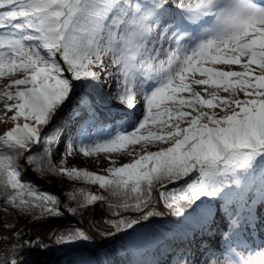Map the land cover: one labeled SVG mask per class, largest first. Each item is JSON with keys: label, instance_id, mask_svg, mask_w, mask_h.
I'll return each instance as SVG.
<instances>
[{"label": "snow or ice", "instance_id": "1", "mask_svg": "<svg viewBox=\"0 0 264 264\" xmlns=\"http://www.w3.org/2000/svg\"><path fill=\"white\" fill-rule=\"evenodd\" d=\"M77 88L76 134L49 135ZM9 120L5 211L62 215L56 196L24 181L33 167L98 186L69 199L107 206L105 239L142 238L162 204L182 226L183 250L148 264H264V0H0V122ZM75 153H103L112 166L106 175L65 167ZM81 243H94L82 229L55 235L59 247ZM34 247L19 239L0 264H27L20 257Z\"/></svg>", "mask_w": 264, "mask_h": 264}, {"label": "trees", "instance_id": "2", "mask_svg": "<svg viewBox=\"0 0 264 264\" xmlns=\"http://www.w3.org/2000/svg\"><path fill=\"white\" fill-rule=\"evenodd\" d=\"M79 94L75 98H79ZM73 100L74 98L72 101ZM61 120L62 118L60 115L48 129L49 135H51L54 130L60 128L57 122ZM75 134L76 128L72 130V135L68 137L74 136ZM42 150V146L36 149L37 152H42ZM60 162L61 156L57 160L53 159V163L57 166L60 165ZM116 166L119 165L116 164ZM77 168L94 172L92 169L85 166ZM22 175L27 184L35 186L41 193H49L56 196L59 201L58 207L61 208L62 213L67 214V218L64 219L63 215H61L58 217L34 219V215L39 214V209L29 214L19 213L11 208L5 211L4 209L6 206L2 199H0V223L3 225L11 224L15 227V231L20 233L19 238H11L7 242L0 244V260L10 258L13 245L18 244L19 239H23L31 240L36 245L30 252H26L23 257H20V259L26 258L27 264H75V262L79 261L81 258L88 259L97 255H99L100 258H104L105 254L107 255V259L112 261L113 264H148V262L153 261L149 250L141 244L140 238H137L136 235L130 238H115L108 245L110 238L105 239L104 236H102L106 242L103 244L99 243L97 240L98 236L83 228L81 229L93 237L94 243H81V247H78L79 245L77 246L78 250L76 254L71 256L66 255L64 247H59L55 244L56 234L64 232L65 230L79 229V227L72 224V222L79 223L85 227L87 225V213L89 214V212H87L88 209H92V216L95 223L106 224L105 221L111 217V213L104 204L101 205L102 207L95 205L92 206L93 208L88 207L85 209L79 206L78 200L69 199V193L79 188H84L86 191L92 193H99L98 186L84 184L78 181H70L68 179V183L65 185L56 184L52 186L51 183L54 182V178L60 175L48 172L41 173L36 171L33 167L27 166L23 167ZM42 179L45 181H42ZM103 194L107 195V193ZM156 211L163 212L164 215L154 217L150 222H145V226L142 229H138V232H142L149 237L153 242V248H157V246L165 248L168 255L181 251L182 248H178L177 246L181 243L182 226L176 222L175 218L168 214L166 208L157 205ZM10 233L13 237V232L11 231ZM133 247L136 249V252L133 251ZM79 248H83V250H79ZM123 249L127 251L125 252ZM68 257L71 259L69 260Z\"/></svg>", "mask_w": 264, "mask_h": 264}, {"label": "rangeland", "instance_id": "3", "mask_svg": "<svg viewBox=\"0 0 264 264\" xmlns=\"http://www.w3.org/2000/svg\"><path fill=\"white\" fill-rule=\"evenodd\" d=\"M233 69L234 70H240L239 66H233ZM78 90H80V89H78ZM78 90L76 89V93H77ZM105 90L108 91L110 89H108L106 87ZM77 95H78V93H77ZM77 95H74V96H77ZM68 109H69V106L67 105V107L63 110L65 112L62 111L63 116H65V118L67 117L66 113L68 112ZM9 115H11V114H9ZM11 126H12V124H11L10 120L7 121V122H0V132H2L3 130H5L7 128H10ZM152 150H156V148L153 147ZM63 151H64V141L60 142L59 148H55L54 149V151H53V159L54 160L59 159L60 156H61V153ZM113 155H115V154H113ZM128 159L129 158H127V157L119 159L117 161V165H120V164H123V163L127 162ZM64 166L68 167V168H71V167H84L85 166V167H88V168L92 169L94 171V173L101 174V175H106L107 173L105 172V169H107L108 167H110L112 165L109 164L108 160L105 157V154H103V153L99 154L98 156H91V157H84V156H82L79 153H75L72 156H67L65 158ZM54 183L55 184H59V185H65V184L68 183L67 177L62 176V175H60L58 177H55L54 178ZM95 193H97V192H95ZM158 206L163 208L162 204L158 205ZM87 212H89V214L87 213L88 217L86 219L87 225L85 227L81 226L79 229H81L83 227L84 230L87 229L88 231L94 233L96 236H98L97 240L99 241V243L103 244L106 241L102 237L103 236L102 234H103V232L105 230H107L108 226H107V224H103V223H99L98 224V223L94 222L93 216H92V209H91V212H90V209H88ZM62 215H66L67 216L66 213H62ZM217 222L218 223L221 222V221H219V218L217 219ZM208 235L212 236L211 233H209ZM7 236L8 237L9 236L12 237L11 233L7 234ZM198 239H199V236L197 237V240ZM212 240L214 241V243L219 242L218 237H215V240L212 237ZM82 244H84V243H82ZM81 246L82 245H79L78 247H81ZM72 248L73 247H71V246H64V252L71 251ZM149 253L152 255V258H154L155 260L167 261L170 258L168 256V254L166 253V250L163 249V247H161V246H158L155 249V251L153 249H150Z\"/></svg>", "mask_w": 264, "mask_h": 264}, {"label": "built area", "instance_id": "4", "mask_svg": "<svg viewBox=\"0 0 264 264\" xmlns=\"http://www.w3.org/2000/svg\"><path fill=\"white\" fill-rule=\"evenodd\" d=\"M102 204H97V206L98 207H100ZM93 208V207H92ZM67 216L66 215H63V218L65 219ZM73 224H75L76 226H78L79 228L82 226L81 224H78V223H76V222H73ZM83 228V227H82ZM0 232L2 233V234H0V244H2V243H5L7 240H9V238L11 237V236H7V234H9V232H8V229L5 227V226H3V225H1L0 226Z\"/></svg>", "mask_w": 264, "mask_h": 264}, {"label": "water", "instance_id": "5", "mask_svg": "<svg viewBox=\"0 0 264 264\" xmlns=\"http://www.w3.org/2000/svg\"><path fill=\"white\" fill-rule=\"evenodd\" d=\"M42 181H45V180L42 179ZM51 185L53 186V185H56V184H55L54 182H52ZM94 194H99V193H95V192H94ZM1 225H3V224L0 223V226H1ZM3 226H5V225H3ZM7 229H8V228H7ZM8 232L10 233L11 231L8 229ZM0 234H1V232H0ZM11 235H12V234H11ZM11 238H12V237H10L9 239H11ZM110 239H112V238H110ZM110 239H109V240H110Z\"/></svg>", "mask_w": 264, "mask_h": 264}, {"label": "bare ground", "instance_id": "6", "mask_svg": "<svg viewBox=\"0 0 264 264\" xmlns=\"http://www.w3.org/2000/svg\"><path fill=\"white\" fill-rule=\"evenodd\" d=\"M211 243H213V242H212V240H211ZM66 257H67V256H66ZM68 259L70 260L71 258H70V257H68Z\"/></svg>", "mask_w": 264, "mask_h": 264}]
</instances>
